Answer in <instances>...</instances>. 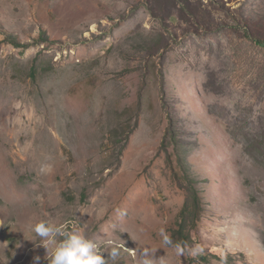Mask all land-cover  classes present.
Instances as JSON below:
<instances>
[{"label":"rangeland","instance_id":"rangeland-1","mask_svg":"<svg viewBox=\"0 0 264 264\" xmlns=\"http://www.w3.org/2000/svg\"><path fill=\"white\" fill-rule=\"evenodd\" d=\"M248 33L264 42V0H0V264H51L80 235L106 264H264Z\"/></svg>","mask_w":264,"mask_h":264},{"label":"clouds","instance_id":"clouds-1","mask_svg":"<svg viewBox=\"0 0 264 264\" xmlns=\"http://www.w3.org/2000/svg\"><path fill=\"white\" fill-rule=\"evenodd\" d=\"M119 215L122 217L124 213L120 212ZM35 233L44 238L45 246L49 242H53L56 231L52 227L48 226L45 221H40L34 226ZM162 243L167 246L175 247L179 252L180 246L174 244L173 241L167 236L163 235ZM96 249L97 251H93ZM100 254H97V253ZM110 257L115 260L119 255V249L112 247L109 251ZM40 257L37 255L33 259V264H39ZM164 264L163 259H155L154 253L150 250H144L141 252V264ZM51 264H106L105 259L100 252L97 243L92 240L85 239L83 235L71 236L70 238L60 241L55 244L54 251L52 254Z\"/></svg>","mask_w":264,"mask_h":264},{"label":"trees","instance_id":"trees-1","mask_svg":"<svg viewBox=\"0 0 264 264\" xmlns=\"http://www.w3.org/2000/svg\"><path fill=\"white\" fill-rule=\"evenodd\" d=\"M248 37L255 41L256 43H258L259 45H264V42L262 40H259L257 39L256 37L252 36L251 34L248 33ZM9 39L11 40V42L13 44H15L16 46H20V47H25L24 44H22L21 42L17 41V39L15 37H9ZM27 46V45H26ZM197 201L198 197L197 195H194L192 197H187L186 199V203L184 205V208L182 209V212H181V223H180V230H179V236L182 237L183 236V231L186 227V224L189 220L190 217L193 218L194 220V223H195V220H197V205L194 203L195 200ZM196 217V218H195ZM67 239H68V236H67ZM180 242V241H178Z\"/></svg>","mask_w":264,"mask_h":264}]
</instances>
